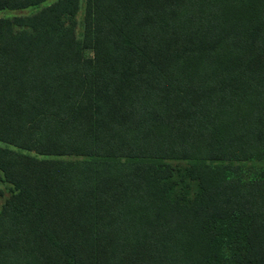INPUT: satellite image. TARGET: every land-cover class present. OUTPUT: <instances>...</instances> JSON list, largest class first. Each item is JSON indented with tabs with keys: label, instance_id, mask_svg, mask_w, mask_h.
<instances>
[{
	"label": "trees",
	"instance_id": "trees-1",
	"mask_svg": "<svg viewBox=\"0 0 264 264\" xmlns=\"http://www.w3.org/2000/svg\"><path fill=\"white\" fill-rule=\"evenodd\" d=\"M79 9L0 18V264H264V0Z\"/></svg>",
	"mask_w": 264,
	"mask_h": 264
},
{
	"label": "rangeland",
	"instance_id": "rangeland-1",
	"mask_svg": "<svg viewBox=\"0 0 264 264\" xmlns=\"http://www.w3.org/2000/svg\"><path fill=\"white\" fill-rule=\"evenodd\" d=\"M56 0H46L45 2L37 5V6H33V7H29L26 8L24 10H0V18H8V17H12L15 15H25V14H32L34 12H36L37 10H39L40 8L54 2ZM86 5V0H80V9L79 12L77 14V32L80 33L82 30V20L84 19V8ZM86 55L87 56H92V50L91 49H87L86 50ZM0 145H2V143L0 142ZM0 188L3 190V196L0 197V205L4 202V200L6 198L9 197L10 195V185L8 183H6L3 180V176L0 172Z\"/></svg>",
	"mask_w": 264,
	"mask_h": 264
}]
</instances>
